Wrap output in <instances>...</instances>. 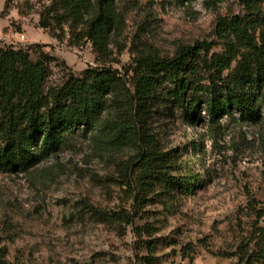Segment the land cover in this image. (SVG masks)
<instances>
[{"label":"rangeland","instance_id":"obj_1","mask_svg":"<svg viewBox=\"0 0 264 264\" xmlns=\"http://www.w3.org/2000/svg\"><path fill=\"white\" fill-rule=\"evenodd\" d=\"M115 1L122 21L110 35L108 58L97 55L89 39H80L81 27L57 25L45 14L51 0H8L1 45L40 44L51 56L47 87L103 63L129 79L126 68L141 51L170 57L181 46L208 41L211 57L225 50L216 33L219 19L251 17L246 0ZM258 10L264 16V1ZM45 16L49 28L39 24ZM31 54L37 58L39 50ZM173 88L169 83L157 88L147 132L157 147L171 152L170 174L191 178L195 189L168 195L159 186L136 205L137 146L101 145L98 131L77 127L57 152L30 169L0 167V248L8 250L7 264H147V258L152 264H243L232 254L264 227V215L259 217L264 214V95L258 121L234 113L216 125L205 95L187 112L186 103L170 94ZM115 100L104 120L130 118ZM120 210L132 214L130 223L105 216Z\"/></svg>","mask_w":264,"mask_h":264},{"label":"trees","instance_id":"obj_2","mask_svg":"<svg viewBox=\"0 0 264 264\" xmlns=\"http://www.w3.org/2000/svg\"><path fill=\"white\" fill-rule=\"evenodd\" d=\"M259 1L264 0H246L250 18L234 15L219 19L216 33L225 43L223 53L209 57L208 41L181 46L170 57L141 51L126 68L129 79L103 63L87 67L80 75L70 74L61 86L47 87L51 56L40 44L26 49L0 44L1 169H30L57 152L69 132L83 127L86 132L98 131L101 145L137 146L139 161L133 169L139 172L136 205L144 203L148 192L159 186L168 195L195 189L191 178L182 181L170 174L171 152L157 147L147 132L150 101L158 87L169 83L174 86L170 94L181 105L186 103L187 112L197 109L205 95L213 124L220 125L221 118L234 113L242 120L258 121V103L264 95V16L255 11ZM8 7L7 0L5 9ZM45 14L57 25L81 27L80 39H89L104 59L110 55V35L122 21L115 0H51ZM34 48L39 50L37 58L31 54ZM111 100L119 111H125V117H131L104 120L103 114L114 105ZM128 185L132 187V180ZM105 216L127 223L133 218L126 210L106 212ZM7 253L6 247L0 248V264H7ZM232 255L239 256L243 264H264V227ZM147 264H152L149 258Z\"/></svg>","mask_w":264,"mask_h":264},{"label":"crops","instance_id":"obj_3","mask_svg":"<svg viewBox=\"0 0 264 264\" xmlns=\"http://www.w3.org/2000/svg\"><path fill=\"white\" fill-rule=\"evenodd\" d=\"M4 8H5V0H0V44H1V41L5 39L4 37L7 35V33H5V28L9 24L8 17L6 18L1 17L2 12L4 11Z\"/></svg>","mask_w":264,"mask_h":264},{"label":"water","instance_id":"obj_4","mask_svg":"<svg viewBox=\"0 0 264 264\" xmlns=\"http://www.w3.org/2000/svg\"><path fill=\"white\" fill-rule=\"evenodd\" d=\"M40 26L43 28H49L50 27V21L49 18L47 16L43 17L40 22H39Z\"/></svg>","mask_w":264,"mask_h":264},{"label":"built area","instance_id":"obj_5","mask_svg":"<svg viewBox=\"0 0 264 264\" xmlns=\"http://www.w3.org/2000/svg\"><path fill=\"white\" fill-rule=\"evenodd\" d=\"M22 38H24V36Z\"/></svg>","mask_w":264,"mask_h":264}]
</instances>
